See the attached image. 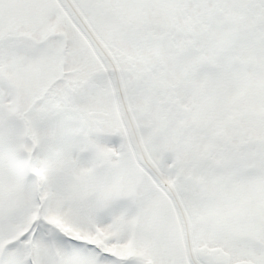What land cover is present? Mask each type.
Masks as SVG:
<instances>
[{
	"label": "snow or ice",
	"instance_id": "snow-or-ice-1",
	"mask_svg": "<svg viewBox=\"0 0 264 264\" xmlns=\"http://www.w3.org/2000/svg\"><path fill=\"white\" fill-rule=\"evenodd\" d=\"M0 264H264V0H0Z\"/></svg>",
	"mask_w": 264,
	"mask_h": 264
}]
</instances>
